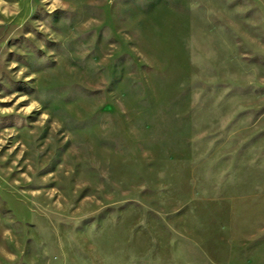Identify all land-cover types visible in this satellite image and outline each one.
<instances>
[{
  "label": "rangeland",
  "instance_id": "1",
  "mask_svg": "<svg viewBox=\"0 0 264 264\" xmlns=\"http://www.w3.org/2000/svg\"><path fill=\"white\" fill-rule=\"evenodd\" d=\"M0 264H264V0H0Z\"/></svg>",
  "mask_w": 264,
  "mask_h": 264
}]
</instances>
